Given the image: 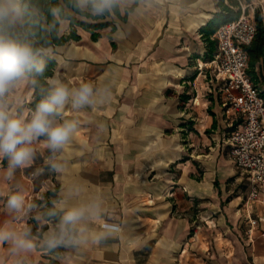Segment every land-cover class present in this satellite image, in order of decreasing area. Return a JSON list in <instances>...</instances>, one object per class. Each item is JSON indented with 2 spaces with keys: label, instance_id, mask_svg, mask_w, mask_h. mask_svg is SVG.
<instances>
[{
  "label": "crops",
  "instance_id": "1",
  "mask_svg": "<svg viewBox=\"0 0 264 264\" xmlns=\"http://www.w3.org/2000/svg\"><path fill=\"white\" fill-rule=\"evenodd\" d=\"M122 9H127L120 10L125 19L108 16L115 27L77 25L78 38L48 48L56 59L48 78L91 82L106 88L108 99L97 110L65 106V118L77 119L80 130L56 160L43 147L45 137L35 143V160L11 179L7 159H0V223L19 228L40 217L47 231L55 221L45 223L40 204L32 200L59 185L55 205L99 198L104 221L120 230L99 243L59 252L44 248L41 240L25 264L51 258L56 264H264V222L250 224L264 204L249 199L246 175L232 160L233 166L200 165L183 157L196 138L217 139L211 146L215 157L227 148L218 114L207 109L212 102L225 114L220 82L208 67L201 68L212 56L203 27L222 9L220 0H125ZM71 29L69 19H62L60 33ZM93 31L99 34L93 37ZM257 69L264 77V65ZM30 79L7 97L17 114L28 117L34 94ZM257 86L264 90V81ZM209 89L215 92L212 99L206 96ZM226 116L231 127L238 122L236 115ZM236 172L237 189H228L224 177ZM18 190L33 205L19 220L7 208L8 197ZM195 206H202V224L192 231ZM92 227L100 230L98 224ZM243 233L251 241L243 242ZM0 264H17L7 244L0 245Z\"/></svg>",
  "mask_w": 264,
  "mask_h": 264
},
{
  "label": "clouds",
  "instance_id": "2",
  "mask_svg": "<svg viewBox=\"0 0 264 264\" xmlns=\"http://www.w3.org/2000/svg\"><path fill=\"white\" fill-rule=\"evenodd\" d=\"M70 6L81 15L102 17L115 11L125 10V0H68ZM60 8L51 9L56 17ZM28 4L25 0H0V159H7V176L12 178L18 168L29 166L37 156L35 143L45 137L43 147L50 158L56 160L59 153L79 134L80 122L68 119L65 106L72 109L91 108L97 110L108 99L106 88H100L88 81L77 85L65 83L59 78H48L47 87H40L35 78L43 76L45 62L42 57L45 49L37 47L33 29L34 19L30 18ZM33 88H39L40 99L30 117L19 115L11 108L7 97L19 84L29 81ZM51 167L62 171L60 165ZM7 208L15 213L19 220L26 215L33 205L26 203L22 190L11 194L7 199ZM105 209L99 198L73 203L60 201L55 210L47 216L60 215L58 222L51 224L42 233V245L48 250L59 247L81 248L101 242L106 237L117 233L120 226L105 222ZM45 223H50L47 218ZM37 217V220H40ZM98 224L100 230L92 225ZM36 237L27 225L19 228L11 223H0V245L10 246V252L17 257V264H25L26 256L36 248Z\"/></svg>",
  "mask_w": 264,
  "mask_h": 264
},
{
  "label": "built area",
  "instance_id": "3",
  "mask_svg": "<svg viewBox=\"0 0 264 264\" xmlns=\"http://www.w3.org/2000/svg\"><path fill=\"white\" fill-rule=\"evenodd\" d=\"M261 25L264 36V3ZM256 32L255 18L245 12L221 23L212 34L216 49L201 68L208 67L214 79L220 82L224 111L236 115L238 121L232 124L224 139L228 155L250 182L249 199L264 204V95L247 70L246 49ZM260 222H264V208L250 217L253 227Z\"/></svg>",
  "mask_w": 264,
  "mask_h": 264
},
{
  "label": "trees",
  "instance_id": "4",
  "mask_svg": "<svg viewBox=\"0 0 264 264\" xmlns=\"http://www.w3.org/2000/svg\"><path fill=\"white\" fill-rule=\"evenodd\" d=\"M25 2L28 4L29 12L31 14L30 18L34 19L36 23V27L33 29L35 32L34 40L36 46L45 49V55L42 57L46 65L44 75L35 77L39 81L40 87H47L46 80L53 74L56 65V59L48 50L49 47L64 43L70 38H78L79 34L77 33L76 29L77 25L90 28L91 30L105 26H116L114 19H108V16L111 14L102 17L81 15L70 6L68 0H25ZM220 4H222V9L203 27V31L205 32L207 40L208 52L211 55L216 49V40L211 38V33L214 32V30H216L221 23L234 19L241 13V8L239 7L240 3L238 0H231V4L225 3L224 0H220ZM234 5L238 6V9H235ZM55 7L60 8L61 11L58 16L53 17L51 14V9ZM113 13L120 16L122 19L126 18V14L121 15L120 10ZM62 19H69L72 26V29L68 35L60 33V23ZM255 20L257 23V32L254 36V39L246 45V49L249 54L247 70L253 82L257 86L260 81H264V77L259 76V70L257 69L258 64L264 65V36L261 25L260 8H256ZM98 34L99 33L95 31L92 33L93 37H96ZM261 92L264 95V90ZM40 98L39 88H34L33 98L30 102V106L33 110L35 109ZM59 196V185H56L53 189L45 191L41 197H35L32 200L33 204H40L41 216L43 219L46 217L47 213L55 210V200ZM46 218L47 220L51 219L55 222H58L60 215L57 214L55 216H47ZM29 227L32 229L33 236L36 237V245L39 246L42 233L46 228V225L40 224L37 218L31 217ZM61 249L62 247H59L51 251L59 252ZM56 263L57 260L51 258L47 263L44 264Z\"/></svg>",
  "mask_w": 264,
  "mask_h": 264
},
{
  "label": "rangeland",
  "instance_id": "5",
  "mask_svg": "<svg viewBox=\"0 0 264 264\" xmlns=\"http://www.w3.org/2000/svg\"><path fill=\"white\" fill-rule=\"evenodd\" d=\"M240 5L239 7L241 8V13H244L246 15H250L251 17H254L255 18V11H256V8H260L262 9V4L264 2H262V0H238ZM225 3H229L231 4V0H224ZM235 9H238V6L234 5ZM240 13V14H241ZM263 88V86H260ZM212 94H215V92H212L210 91V89L208 90V94L206 96L209 97V99H212L211 95ZM214 99V98H213ZM212 102H209L208 104V112L210 114H213L214 116L218 114V121L221 125V127H223V129L225 130V134H227V131L228 129L231 128V125H230V119L226 116V113L221 115V109L220 107H216L213 104H211ZM216 109L219 110V112L216 111ZM218 142L217 139H213L210 138L208 139V142H202L200 141V139L196 138L194 139V147L193 149L190 150V154H187V155H184L183 157H189L191 158L195 164H200V165H204V164H214L215 162H219V161H223L224 163L226 164H229L230 166H233L232 165V162H231V158L230 156L228 155V151H227V148L221 150V153L215 157L214 155H216L215 153V149L213 150L211 148V146H214L216 147V143ZM204 143V144H202ZM203 148V150L201 151V149ZM205 149V150H204ZM203 152V153H201ZM204 152H207V153H204ZM235 168V167H234ZM236 169V168H235ZM237 171V170H236ZM238 172L235 173L234 176H225L224 179H226V183H227V188H231V189H237V183L236 182V177H237ZM221 179H223L222 177L220 179H217L215 181V184H219L221 182ZM242 182L243 181H246L245 178H242ZM219 186V185H218ZM238 186H241L245 188V184H241V185H238ZM246 190V189H244ZM201 207L202 206H195V215H194V220H193V229L192 231H194L195 227H199L201 224H202V218L200 216V212L199 210H201ZM243 242H245L246 240H250V237H249V233L245 234L243 233L242 234V239H241ZM251 241V240H250Z\"/></svg>",
  "mask_w": 264,
  "mask_h": 264
}]
</instances>
